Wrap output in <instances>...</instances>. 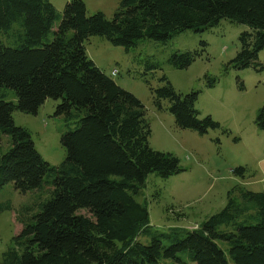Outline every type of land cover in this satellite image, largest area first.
<instances>
[{"label": "trees", "instance_id": "1", "mask_svg": "<svg viewBox=\"0 0 264 264\" xmlns=\"http://www.w3.org/2000/svg\"><path fill=\"white\" fill-rule=\"evenodd\" d=\"M86 10L83 0H66L61 11L50 0H0V89L13 90L17 99L0 97V139L10 138L6 152L0 147V187L12 183L26 193L51 186L37 213L19 214L21 228L0 264H229V258L264 264V190L232 187L225 206L197 227H151L147 206L137 200L147 175L167 178L184 169L171 152L150 147L144 104L105 74L84 46L100 36L128 51L145 39L163 43L230 19L249 30L239 35L240 48L224 70H261L264 0H121L111 18ZM206 46L200 41L199 48L175 50L168 62L186 68ZM144 61L146 70L160 69L152 58ZM161 80L156 88L145 82L157 109L168 101L176 127L202 135L221 128L210 115L199 116L198 91L183 94L165 76ZM48 98L60 100L55 112L68 126L60 138L65 159L56 166L13 121L14 111L36 114ZM255 123L264 130V105ZM232 172L244 178L246 167Z\"/></svg>", "mask_w": 264, "mask_h": 264}, {"label": "rangeland", "instance_id": "2", "mask_svg": "<svg viewBox=\"0 0 264 264\" xmlns=\"http://www.w3.org/2000/svg\"><path fill=\"white\" fill-rule=\"evenodd\" d=\"M83 1L88 15L101 11L111 18L121 0ZM246 30H249L246 24L221 19L202 32L185 30L163 43L145 39L128 51L100 36L84 42L86 53L95 64L144 104L151 129L150 147L171 152L184 169L167 178L150 173L145 179L137 200L147 206L150 225L157 232L197 227L225 206L227 192L234 186L264 190V130L255 123L258 110L264 105V47L258 53L261 70L253 67L224 70L240 48L239 35ZM72 34L70 31L69 36ZM47 38L51 40L53 33ZM200 41L207 43L205 52L188 67L178 69L169 64L175 50L199 48ZM146 57L157 61L160 69L146 70ZM112 70L117 73L111 74ZM162 76L183 94L198 91L195 107L199 116L210 115L221 128L209 129L202 135L176 127L173 115L166 110L168 101L163 99V108L157 109L145 82L147 79L156 88L164 83L160 81ZM212 77L216 81L211 87L207 83ZM1 96L17 102L13 90L2 88ZM58 103L60 100L48 98L36 114L13 112L14 124L29 130L36 150L52 166L59 165L66 155L60 138L68 126L64 115L55 112ZM9 146L10 138L2 135V152ZM240 166L246 167L244 178L232 172ZM50 187L42 183L38 189L26 193L17 191L12 183L0 187V258L21 228L19 214L37 213L40 204L49 199ZM228 262L235 264L230 258Z\"/></svg>", "mask_w": 264, "mask_h": 264}, {"label": "crops", "instance_id": "3", "mask_svg": "<svg viewBox=\"0 0 264 264\" xmlns=\"http://www.w3.org/2000/svg\"><path fill=\"white\" fill-rule=\"evenodd\" d=\"M50 1L56 6V8L58 10H60L59 8H63V6H64V4L66 2V0H50ZM85 4H86V2H85Z\"/></svg>", "mask_w": 264, "mask_h": 264}, {"label": "built area", "instance_id": "4", "mask_svg": "<svg viewBox=\"0 0 264 264\" xmlns=\"http://www.w3.org/2000/svg\"><path fill=\"white\" fill-rule=\"evenodd\" d=\"M117 73V71L116 70H112V72H111V74H116Z\"/></svg>", "mask_w": 264, "mask_h": 264}]
</instances>
